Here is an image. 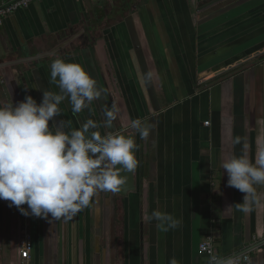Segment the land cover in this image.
<instances>
[{
  "label": "crops",
  "instance_id": "1",
  "mask_svg": "<svg viewBox=\"0 0 264 264\" xmlns=\"http://www.w3.org/2000/svg\"><path fill=\"white\" fill-rule=\"evenodd\" d=\"M56 59L80 64L101 96L78 114L65 99L54 122H71L65 134L89 119L102 137L135 133L138 188L127 198L98 191L59 221L0 199V264H24L27 236L30 264H209L199 253L207 237L224 261L264 264V185H253L260 205L241 213L245 194L221 167L245 144L255 166L264 147V0L34 2L0 26V109L29 95L39 105L44 90L62 95ZM136 119L153 126L147 139ZM155 210L180 226L159 231Z\"/></svg>",
  "mask_w": 264,
  "mask_h": 264
},
{
  "label": "clouds",
  "instance_id": "2",
  "mask_svg": "<svg viewBox=\"0 0 264 264\" xmlns=\"http://www.w3.org/2000/svg\"><path fill=\"white\" fill-rule=\"evenodd\" d=\"M144 79L151 80V73ZM51 81L58 84L62 95L44 90L39 105L29 95L14 108L0 109V199L10 201L9 207H16L26 217L47 220L50 215L52 221L71 220L89 207L96 192L121 190L127 178L121 173L135 171L138 162L133 150L139 149L131 137L112 133L102 137L99 125L91 119L80 130L65 134L62 129L71 122H54L61 115L58 105L67 99L78 114L98 99L101 91L80 64L62 59L52 63ZM107 117L110 128L116 117L112 111ZM50 121L55 134L50 131ZM131 127L141 139H147L153 126L136 119ZM235 142L241 143L240 138ZM221 167L228 174L227 186L245 194L243 203L234 205L236 210L247 214L253 205L259 206L253 185H264V147L257 151L255 166L245 144L241 156L222 161ZM151 216L159 231L166 233L180 226V221L159 210ZM170 264H178L177 259L173 257ZM209 264L232 261L212 256Z\"/></svg>",
  "mask_w": 264,
  "mask_h": 264
},
{
  "label": "built area",
  "instance_id": "3",
  "mask_svg": "<svg viewBox=\"0 0 264 264\" xmlns=\"http://www.w3.org/2000/svg\"><path fill=\"white\" fill-rule=\"evenodd\" d=\"M38 1L41 0H7L0 6V26H3L5 21L9 19L11 16H13L18 10L23 8H28L32 3ZM206 125L209 126L210 123L207 122ZM23 207L25 209H28L27 204L23 205ZM32 251H33V243L31 241V237L27 236L25 238L21 250V258L24 264H30ZM199 253L203 256H206L209 259V261L212 256L221 259L216 253L215 244L211 237H207L200 243ZM227 261H232V264H246L250 261V258L249 256L245 255L244 257H233L231 259H228Z\"/></svg>",
  "mask_w": 264,
  "mask_h": 264
},
{
  "label": "water",
  "instance_id": "4",
  "mask_svg": "<svg viewBox=\"0 0 264 264\" xmlns=\"http://www.w3.org/2000/svg\"><path fill=\"white\" fill-rule=\"evenodd\" d=\"M119 135H124L126 138H133L134 143L136 145V135L133 132H121L118 133ZM134 152V156L136 158V150H133ZM137 160V159H136ZM121 165H117V168H120ZM137 168L135 169L134 172L130 173V172H124L121 173V176H126V182L124 183V185L121 187V190L116 193L117 196H119L120 198H127L131 193H134L137 191L138 185H137Z\"/></svg>",
  "mask_w": 264,
  "mask_h": 264
}]
</instances>
